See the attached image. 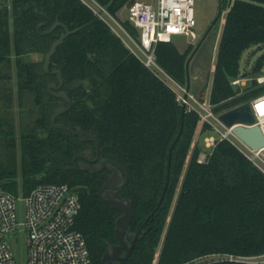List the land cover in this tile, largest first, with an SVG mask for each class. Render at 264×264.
<instances>
[{"label":"trees","instance_id":"16d2710c","mask_svg":"<svg viewBox=\"0 0 264 264\" xmlns=\"http://www.w3.org/2000/svg\"><path fill=\"white\" fill-rule=\"evenodd\" d=\"M98 1L117 17L130 0ZM222 8L227 14L211 101L219 105L218 110L227 111L264 92V85L255 79L264 73V53L252 68V81L242 89L231 84L242 76L244 52L264 46V0H222ZM57 21L61 25L50 32ZM123 24L141 40L131 22ZM65 26L72 33L57 48L50 70H61V90L70 97L71 107L57 123L96 136L98 160L95 142L52 123L55 111L68 103L48 90L51 83H59V76L46 72L44 63ZM194 49L191 44L181 51L173 40L161 41L156 45V62L186 87V63ZM29 54L44 60H24ZM12 71L18 100L22 103L32 95L38 117L22 132L20 170L1 157L0 185L15 195H28L40 184L82 188L76 229L85 236L94 264H102L108 245L118 243L116 221L122 214L98 196L113 165L98 173L67 168L83 154L85 158L75 162L78 166L98 167L102 160L111 159L126 169L129 180L117 198L131 201L134 237L162 197L169 149L181 126L182 103L166 80L81 0H0V82L11 81ZM7 97L13 99L12 94ZM6 127L15 128L8 116L0 114V130ZM199 127L200 140L189 159ZM208 134L209 127L201 126L199 115L186 112L163 202L144 226L131 256L119 264H150L161 244L162 264H252L225 256L264 255V172L228 141L220 142L208 160L200 162ZM210 256L218 258L194 263Z\"/></svg>","mask_w":264,"mask_h":264},{"label":"built area","instance_id":"2783aa9c","mask_svg":"<svg viewBox=\"0 0 264 264\" xmlns=\"http://www.w3.org/2000/svg\"><path fill=\"white\" fill-rule=\"evenodd\" d=\"M81 1L107 23L148 68L183 89L184 95L180 96L166 81L176 91L177 99L185 103L186 112L197 113L200 122L209 127V134L204 138L207 154L203 153L202 158L199 156L200 162H206L220 142L228 141L264 172V146L251 148L235 132L240 124L228 126L221 120V115L229 110L220 111L219 105L212 103V89L210 92L206 88L194 93L191 88L187 93L186 88L167 75L156 62L155 50L159 42L172 41L178 35L197 38L193 30L197 26L195 0H156L154 3L133 1L128 7V21L142 33L140 41L131 35L107 6L98 0ZM253 79L246 72L233 79L231 84L234 88L242 89ZM255 79L259 84H264V74ZM247 103L251 105L256 122L245 126H258L264 135V92L252 97ZM75 190L68 184H40L28 195H15L0 185V264H17L8 237L17 232L22 224L18 219V201L22 199L25 202L23 225L27 230L28 264H94L85 236L76 229L82 204L79 192ZM225 257L252 264L250 259L259 257L264 263V255ZM150 264L162 263L156 256Z\"/></svg>","mask_w":264,"mask_h":264},{"label":"rangeland","instance_id":"374dc122","mask_svg":"<svg viewBox=\"0 0 264 264\" xmlns=\"http://www.w3.org/2000/svg\"><path fill=\"white\" fill-rule=\"evenodd\" d=\"M133 1L154 3L156 0H130L127 5L118 13V19L124 23L128 20V7ZM219 1L220 0H195V13L197 26L193 28L197 38L191 39V37L186 35H178L173 37V41L179 47L181 51H185L186 48L193 44L195 47L207 32L209 27L214 22L216 16L219 12ZM233 1V0H232ZM227 10L222 8V15L217 23L212 28L207 39L203 43L200 50L197 52L196 56L191 62L190 72H191V88L194 93H198L201 89H206L210 92L213 83V72L216 63V57L218 53V48L220 44V39L223 31L224 20L226 17ZM140 33V39H142V33ZM261 48V49H259ZM253 47L244 52L241 59V75L249 72V77H252V68L256 60L264 53V46ZM26 61H38L44 60L43 56L36 54H29L24 57ZM13 79L11 81H1L0 82V114L2 116H8L14 125V131H11L9 127L5 128V131L0 130V159L3 156L6 160L15 163L16 167L20 170L21 163V147H22V132L23 130L30 126L33 121L38 117V109H34L33 96L29 95L24 98L23 102L20 103L17 97V79L16 72L12 71ZM264 74V73H263ZM165 80V77H164ZM171 86H173L180 96L184 95L183 89H180L172 82L166 80ZM264 85V84H263ZM186 88V87H185ZM8 94H12V100L9 101ZM201 126H203L201 122ZM200 128L198 129L197 135L194 140V144L189 155V159L193 152L196 144L199 143ZM213 133V132H212ZM12 144H11V143ZM14 145V146H13ZM204 148L201 151L202 154L207 152V148L202 143ZM207 154V153H206ZM188 164V163H187ZM18 219L22 224L19 230L12 233L8 237V241L11 246V250L14 254V258L17 264H28V245H27V230L23 222L25 221V202L24 200L18 201ZM162 244L158 250L156 256H158ZM218 256H210L202 260H198L194 263L200 261H210L212 259H217ZM254 264H264L261 263V258H251Z\"/></svg>","mask_w":264,"mask_h":264},{"label":"water","instance_id":"95a60500","mask_svg":"<svg viewBox=\"0 0 264 264\" xmlns=\"http://www.w3.org/2000/svg\"><path fill=\"white\" fill-rule=\"evenodd\" d=\"M222 15V0L219 1V12L216 16L214 22L209 27L207 32L204 34V36L201 38L191 55L189 56L187 63H186V71H187V85H186V92L189 93L191 90V72H190V65L194 57L196 56L197 52L202 47L203 43L207 39L209 33L211 32L214 25L217 23V21L220 19ZM61 25V22L57 21L52 29L53 31L57 26ZM72 33V31L65 26V32H63L59 39H57L51 46L49 52L45 56V63H44V69L46 72H51L52 74H57L59 76V83H51L48 87V90L50 93H52L55 97L64 99L68 106H63L59 109H57L52 117V123L53 126L72 132L80 137H82L83 140L88 141L91 140L96 143L97 145V157L96 160L99 159V147L100 143L96 136L89 134L86 135L83 131L74 130L71 127L66 126L63 123H57V118L68 111L71 107V99L65 93L63 90H61L64 79L63 74L61 70L56 69L51 71L50 65H51V59L54 56V54L57 51V48L61 46L67 36H69ZM187 98V94L185 95V99ZM185 114H186V105L185 103H182V118H181V126L178 135L176 136L174 142L172 143L170 149H169V157H168V166H167V178H166V184L162 193V197L159 201V204L157 208L151 213V215L146 219L144 224L141 226L137 234L132 238V235L130 233V226L133 220V210L131 201L127 199H119L117 198V192L121 190L128 182L129 175L126 171V169L119 164L118 162L106 159L102 160L100 162V166L95 167L91 166L85 163H82L81 166H78L75 164L76 160L78 158H85L83 154L77 155L73 160V165L69 166L67 169H82V170H91L95 173H98L102 171L108 164L113 165V173L110 176V178L103 184L101 190L98 192V196L103 199L106 203H108L110 206H112L114 209L120 211L122 214L118 217L116 221V237L118 239L117 244H109L107 247V250L103 256L102 264H119L120 261L128 259L134 248L135 245L139 239V237L143 233V228L146 225V223L150 220V218L154 215L156 210L159 208V206L162 204L163 199L166 195L169 183H170V176H171V165H172V154L173 150L179 141L180 137L183 134L184 126H185ZM221 120L227 124L228 126H232L235 124H240L235 129L236 134L245 142L247 143L251 148L253 149H259L264 146V135L262 133V130L260 127H250L245 125H253L256 122L255 115L252 111L250 103L242 104L236 108H233L224 114L221 115ZM75 191L81 192L83 191L82 188H78Z\"/></svg>","mask_w":264,"mask_h":264},{"label":"crops","instance_id":"0c3cea01","mask_svg":"<svg viewBox=\"0 0 264 264\" xmlns=\"http://www.w3.org/2000/svg\"><path fill=\"white\" fill-rule=\"evenodd\" d=\"M227 14V13H226ZM224 23H225V20H224Z\"/></svg>","mask_w":264,"mask_h":264},{"label":"flooded vegetation","instance_id":"af4514ba","mask_svg":"<svg viewBox=\"0 0 264 264\" xmlns=\"http://www.w3.org/2000/svg\"><path fill=\"white\" fill-rule=\"evenodd\" d=\"M100 166V165H99ZM132 238H133V236H132Z\"/></svg>","mask_w":264,"mask_h":264}]
</instances>
